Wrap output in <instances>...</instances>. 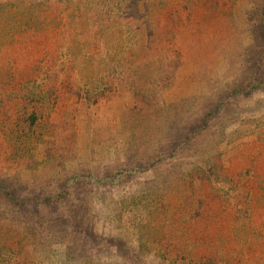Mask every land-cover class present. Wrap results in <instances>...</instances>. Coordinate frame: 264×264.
<instances>
[{
    "label": "rangeland",
    "instance_id": "374dc122",
    "mask_svg": "<svg viewBox=\"0 0 264 264\" xmlns=\"http://www.w3.org/2000/svg\"><path fill=\"white\" fill-rule=\"evenodd\" d=\"M186 7L197 12L187 13L188 10H182ZM49 8L60 10L63 22L68 17L79 29L83 24L81 14H85L88 24H104L107 28L110 18L119 15L117 19L122 22L115 27L124 34L133 32L127 36L134 41L126 39L124 44L118 43L122 59L101 74L121 75L122 62L130 70L128 87L119 86L113 94L102 96L89 106H82L80 101L73 105L57 96L55 111L48 116L57 126L54 132H44L30 155L19 154L22 167L19 173L6 165L9 160L0 153V183L12 188L15 195H29L30 199L24 206L13 207L0 197V231L9 229L14 233L18 226L32 223L38 240L50 234L49 245L43 241L29 244L37 249L27 252L29 260L25 264H191L186 255L177 258L170 250H181L182 239L171 235L168 241L149 240L144 231L150 229L142 228L139 221L148 222L151 215L163 214L176 219L173 225L182 230L192 228L188 216L196 217L206 197L201 199L197 195L194 198L197 201L192 202L181 193L174 194L177 182L165 178L176 172L177 163L187 157V148H200L203 141L208 148L209 143L224 134H238L239 128L247 130L230 142L220 141L222 158H228L225 155L229 152L236 157L249 155L258 160L264 174V84L251 93L244 90L234 93L222 105L218 104L220 95L237 85L242 77H258L264 82V0H201L197 4L194 0H0V20H16L23 14ZM110 11L114 14L108 15ZM184 14L187 17L181 16ZM179 18L188 21L184 28L178 24L181 31L173 36L181 46L172 47L181 50L179 62L173 66L166 51L171 42L164 34L173 32L171 28ZM158 29L163 35L157 33V37ZM115 30L109 32L114 44ZM11 36L2 38L3 47L12 55L7 59L18 53L26 54L17 49L20 39L14 38L13 44L6 41ZM66 49L83 71L86 53L72 50L69 44ZM41 52L35 61L42 72L29 75L28 80L21 77L25 85L33 84V77L43 83L49 73L51 78L57 76L53 58L59 56V50ZM48 87L49 84L43 85L45 89ZM140 94L148 103L141 111V125L139 121L130 128L131 108L142 104ZM216 105L222 107L208 118L207 127L186 145H178L176 137L187 132L192 123H199L201 116ZM5 108L8 125L23 115L13 100ZM4 128L0 127V150L10 151L12 140ZM173 145L178 146L179 157L155 161L159 151L170 150ZM147 161H150L148 170L128 172L116 181L107 179L117 170ZM242 163L238 161L237 167H243ZM215 184L227 187L224 182ZM148 186L150 194L146 193ZM199 188L198 184L194 186L196 191ZM57 192L63 195L57 199L51 196L49 202L43 195ZM191 203H197L198 209ZM14 216L21 219V224H16ZM149 223L154 226V221ZM139 229H144L142 235ZM139 244L142 249L137 255ZM234 248L243 259L249 256V247ZM68 251L72 259L67 258ZM83 256H87L88 262H82Z\"/></svg>",
    "mask_w": 264,
    "mask_h": 264
},
{
    "label": "trees",
    "instance_id": "16d2710c",
    "mask_svg": "<svg viewBox=\"0 0 264 264\" xmlns=\"http://www.w3.org/2000/svg\"><path fill=\"white\" fill-rule=\"evenodd\" d=\"M194 1L197 4L201 0ZM182 10H188L187 13L197 12L196 9H191L190 7ZM60 13V10L49 8L23 14L16 20H0V94L3 95L0 96V127H5L6 136L12 140V149L10 151L6 149L5 151L0 150V153H4V159L9 160L6 165L10 166V169L15 168L18 171L17 173L20 172V168L22 169L18 162L19 154L28 153L30 155L32 153L31 149L36 147V143L42 139L44 132H54L57 123L55 121L51 122V118H48V116L55 111L57 96H63V98L68 100V103H73V105H75L74 102L80 101L82 106H89V104L97 101L102 96H110L116 90L115 88L119 86L128 87L126 82H128L127 77H130V70L129 66L124 67L122 62L120 65H122L121 69L123 71L119 73L121 75H113L111 72L101 74L106 69L110 70L113 62H120L122 59V54L118 53V48L121 44L119 45L118 43L124 44L126 39L130 43L134 41L133 37L127 36L132 35L133 32L127 31L128 33L124 34L121 28L115 27L122 22L117 19L119 15H114V17L110 18L109 24H107L110 26L107 28L104 24L98 26L88 24L84 19L85 14H81L80 19L81 21L83 19V24H81L79 29L72 24L71 19L68 17H65L63 22V17H61ZM111 14H114V12L110 11L108 15ZM181 16L187 17L186 14ZM187 21L179 18V22L171 28L172 34H164L168 39L167 41L171 42V47L166 49L167 55L170 57V65L174 66L179 62L181 51L180 49L175 50L172 48L174 46L181 47L176 44L173 37L177 35L176 31L180 28L177 25L181 24L184 28ZM114 28H116L114 34L116 37L115 42H117L115 44L109 35V32ZM262 29H264V11ZM157 33L158 35H163V32L159 31V29L156 32L158 37ZM2 35H12L9 37L11 38L10 40L7 37L5 38L11 44L15 42L14 38L20 39L18 40L19 48L17 49L26 54L18 53L13 59H7L12 57V55L3 47L5 40L2 39L4 37ZM67 44L71 46L72 50H82L86 53L85 69L83 71L79 68L80 65L78 66L75 62V57L71 55L69 49L64 50ZM61 45L63 50H60ZM45 50H59V56L53 58L58 67L55 72L57 76L51 78L49 73L43 83L38 82L33 77V84L25 85L21 77L24 80H28L29 75H39L42 72V68L38 67L39 65L35 58L41 55V51ZM29 51L34 53L29 54ZM46 55L48 56V54ZM39 64H42V62L39 61ZM31 67L33 71L30 70ZM114 69L117 70L116 66ZM22 73L24 75H21ZM45 84H49L48 89L50 91L43 88ZM263 84L264 82H260L258 77L253 78L250 76L246 79L242 77L237 85L220 95L218 104L222 105L234 93L242 90L251 93ZM245 86L248 87L245 88ZM84 87L86 88L84 89ZM63 93L65 94L62 95ZM140 97L141 106L135 109L134 107L131 108L133 111L131 113L133 122L129 124L130 128L139 123L141 111L145 108V104L148 103L145 100V96L140 94ZM11 100L14 101V104L20 110L22 109L23 115L8 125L6 124L8 116L5 106ZM221 107L217 105L215 107L211 106L201 116L199 123H192L187 132H184V134L180 133L176 137L177 141L175 140L178 145H186L195 137L199 130L205 129L208 118L213 113L216 114ZM62 111L65 113L64 109ZM239 130L241 132L237 131L238 134L231 133L229 134L230 136L228 134L220 136L218 140L215 139V141L209 143L210 146L208 148L207 142L204 141L200 148H187L188 152L185 154L187 157L181 159L183 162L177 163L176 172L166 175L165 179L170 178L177 182L174 194L181 193L183 197H188L192 202L197 201L194 199L198 198L197 195L201 199L205 197L207 199L200 205V209L196 212V217L188 216L191 219L192 228L189 231L186 229L182 230V227L173 225L176 223V219L173 217H166L163 214H161L162 217L151 215L148 222L140 219L139 224H141V227L144 228L145 226L150 229L147 231L139 229L141 235L144 231L147 238L152 241L163 239L168 241L172 239V236L177 235L178 239L184 241V244L182 243L183 248L181 250L174 248L170 250L175 252L177 258H186L187 256L192 261L191 264H260V261H264L262 253L264 252V174L260 172L262 170L259 169L256 158L249 155L244 158L243 154L240 157H236L233 152L232 154L229 152L225 155L228 158L223 160V152L221 153L219 148V143L223 139L230 142L242 132L247 131L242 128H239ZM234 149H236L235 145ZM177 151L178 146L174 145L170 150L159 151L154 156L156 158L155 161L159 162L167 156L179 157L177 155L181 153ZM238 161H243V167H237ZM149 163L150 161L139 162L131 165L130 168L126 167L125 170H117L111 173L107 179L116 181L121 175L128 172H143L150 168ZM28 165L30 166V164ZM217 182L227 183V187H219L215 184ZM196 184L200 186L198 191L194 189ZM172 185L169 184V186ZM149 187L146 189L148 194H150ZM40 193H44L43 190ZM43 195L48 198L49 202L51 196H55L57 199L63 193L57 192L55 195L50 193ZM0 197L8 206L13 207L24 206L30 201L29 195H15L12 188L6 187L5 184L1 183ZM191 205L198 209L197 203H191ZM13 218H15L17 225L21 224L20 218L17 216ZM161 218H165L164 221H161ZM158 219H160V222ZM151 221H154V226L149 223ZM27 228L29 229L27 230ZM34 228V224L24 223L21 227L18 226V230L14 233L9 229L0 231V264H25L27 263L26 259H28L27 252L37 249L35 246L32 248L29 244H34L38 241L50 244L49 240L51 238L48 239L50 234H45L43 238L38 240L39 235L35 234ZM179 229L183 233H180ZM53 239L55 238L53 237ZM235 246L242 249L249 247V256L243 259L240 252L234 248ZM136 248L138 255V251L142 249V246L139 244ZM186 250L189 251V254H184ZM67 253V258L72 259L73 255L69 251ZM135 253L133 252V254ZM137 255L135 254V256ZM159 255L162 256V254ZM136 259H139L138 256ZM81 260L82 262H88L87 256H83Z\"/></svg>",
    "mask_w": 264,
    "mask_h": 264
}]
</instances>
